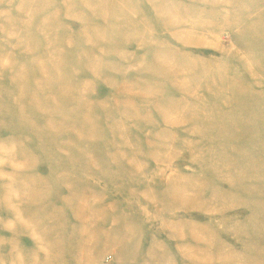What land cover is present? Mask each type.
<instances>
[{
  "label": "rangeland",
  "instance_id": "374dc122",
  "mask_svg": "<svg viewBox=\"0 0 264 264\" xmlns=\"http://www.w3.org/2000/svg\"><path fill=\"white\" fill-rule=\"evenodd\" d=\"M0 264H264V0H0Z\"/></svg>",
  "mask_w": 264,
  "mask_h": 264
}]
</instances>
